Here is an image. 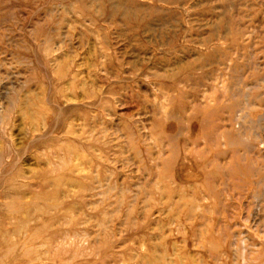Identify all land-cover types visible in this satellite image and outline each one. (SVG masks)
I'll list each match as a JSON object with an SVG mask.
<instances>
[{
	"label": "rangeland",
	"instance_id": "obj_1",
	"mask_svg": "<svg viewBox=\"0 0 264 264\" xmlns=\"http://www.w3.org/2000/svg\"><path fill=\"white\" fill-rule=\"evenodd\" d=\"M0 264H264V0H0Z\"/></svg>",
	"mask_w": 264,
	"mask_h": 264
}]
</instances>
